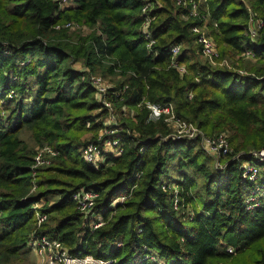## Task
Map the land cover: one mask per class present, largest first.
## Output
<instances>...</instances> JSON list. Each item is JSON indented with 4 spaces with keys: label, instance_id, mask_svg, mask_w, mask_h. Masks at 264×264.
<instances>
[{
    "label": "trees",
    "instance_id": "obj_1",
    "mask_svg": "<svg viewBox=\"0 0 264 264\" xmlns=\"http://www.w3.org/2000/svg\"><path fill=\"white\" fill-rule=\"evenodd\" d=\"M179 1L0 0V264L17 259L33 234L70 256L112 264H230L237 255L264 264V199L244 209L253 186L241 180L242 160L229 155L215 170L195 141L166 138L168 125L145 108L169 104L176 119L206 135L228 132L232 154L263 148L264 0ZM190 1L197 17L188 14ZM247 7L262 22L254 42L245 34ZM66 23L74 27L54 30ZM193 28L212 38L215 65L202 59ZM245 50L251 65L241 62ZM222 60L230 67L218 66ZM83 75L117 79L94 98ZM101 98L118 124L103 125ZM22 130L55 152L49 166L30 168L35 151ZM103 130L111 133L99 137ZM108 138L119 139V156L96 168L82 160L86 145ZM169 167L175 182L161 179ZM256 185L264 192L262 179ZM80 190L97 194L89 210L96 228L71 200ZM35 213L45 217L40 224Z\"/></svg>",
    "mask_w": 264,
    "mask_h": 264
},
{
    "label": "built area",
    "instance_id": "obj_2",
    "mask_svg": "<svg viewBox=\"0 0 264 264\" xmlns=\"http://www.w3.org/2000/svg\"><path fill=\"white\" fill-rule=\"evenodd\" d=\"M58 4L61 6L66 5L69 0H57ZM244 1V0H240ZM148 4V3H146ZM180 4L179 0H176V5ZM145 11V8L142 9V12ZM248 17L246 20V31L245 34L250 41H255L261 34L262 30V22L261 20L255 18L250 10L247 7ZM189 16L191 18L197 17V2H189ZM146 23L144 24V26ZM61 28L72 29L74 26L71 23H66L62 26L56 25L54 30H59ZM144 33H145V27ZM192 34L195 36V43L198 47V51L203 59H206L211 65H215V61L218 59V53L215 50L213 41L210 37L203 31V29L193 28L191 30ZM144 37L146 39L149 38V33L146 31ZM152 44V41L147 43V47L149 48ZM169 53L172 57H174L178 53V47H171ZM245 57L250 56V52L245 50L242 54ZM224 66V62H221ZM220 63L218 66H222ZM175 70L183 75L185 70L182 66H177L175 64L172 65ZM227 67V66H226ZM236 73L239 76L245 75V72L242 70H237ZM81 81H86L91 88L94 90L95 95L98 97H102L104 92L108 89V85L97 76H87L83 75L80 78ZM14 97L12 93H8L7 97ZM105 109L109 112L108 121L112 122L114 116L111 112V105L107 101L101 98L100 102ZM152 104H145V108L149 111V119L157 120L162 118L163 121L168 125L170 129V133L166 136V138H171L174 140H186V141H195L200 149L210 158H213L215 162L218 164L217 160L222 159V157H228L231 155L230 160H239L241 159V163H239L240 177L242 181L246 183L252 184L253 189L247 193V196L243 200V205L245 210H252L253 208L259 205V189L256 187V183L259 179L260 169L258 165L264 167V147L258 151H250V152H242L237 154H232L229 150L228 140L226 139L224 133L217 134L216 136L206 137L203 135L201 130L197 128L194 124L187 123L185 121H181L175 118L172 107L167 105L156 106ZM105 125V124H103ZM106 126V125H105ZM111 133L103 130L100 132L99 137L103 134ZM100 138L97 139L99 141ZM34 152L31 160V169H38L42 167H47L51 164L53 157L55 156V152L48 146H43ZM231 152V153H230ZM122 153V146L117 138H108L104 140H100L99 143H90L83 148L81 153L82 160L96 168L100 163H102L106 156L117 157ZM225 159V158H223ZM220 162V161H219ZM225 164V163H224ZM223 165H218L215 170H222ZM256 185V186H255ZM172 200L171 206L173 210L177 211L178 201L176 196L174 195L175 190H172ZM97 194L92 190H80L76 193H73L71 196V200L75 203L76 209L82 213L83 215H90V208L93 206L94 200L96 199ZM122 202L124 201V197H120L114 200V202ZM35 208H37L35 206ZM185 211V210H184ZM186 212V211H185ZM188 214H191L188 211ZM37 224H40L44 221L45 217L34 214ZM100 225V223L95 222L92 224V228H96ZM30 248L35 250L37 264H112L113 260H105V259H97L91 256L84 257H76L70 256L67 251L62 247V245L55 241L46 239L43 236H38L33 234L28 243ZM120 244H117L119 246ZM228 253H231L232 250L230 248L227 249ZM151 257V256H149ZM154 260L153 257H151Z\"/></svg>",
    "mask_w": 264,
    "mask_h": 264
},
{
    "label": "rangeland",
    "instance_id": "obj_3",
    "mask_svg": "<svg viewBox=\"0 0 264 264\" xmlns=\"http://www.w3.org/2000/svg\"><path fill=\"white\" fill-rule=\"evenodd\" d=\"M246 0H244V2H245ZM246 3V2H245ZM247 4V3H246ZM205 23H206V21H205ZM209 36V35H208ZM210 37V36H209ZM210 39L212 40V38L210 37ZM213 41V40H212ZM241 57H242V59H243V61H241V62H245L246 61V57L245 56H242L241 55ZM203 59V58H202ZM221 62H224V61H221ZM220 62V64L222 65V63ZM249 62V61H248ZM232 63V61H230V64ZM254 63V60H251L250 61V63L248 64V65H251V64H253ZM224 65H226L227 66V64H226V62H224ZM237 70H239V69H241V68H236ZM77 70H80V71H83L82 69H77ZM242 70V69H241ZM244 71V70H243ZM245 73H246V71H244ZM185 73V72H184ZM106 78H108V79H104V81L105 82H107L108 83V81L109 80H115V79H117L116 77H113V76H111V77H106ZM119 79V78H118ZM106 80H108V81H106ZM110 82V81H109ZM109 84V83H108ZM29 87L31 88V89H33V85H32V82H30L29 83ZM94 98H97V96L96 95H94ZM156 107V106H155ZM0 110H2V102H0ZM130 111H132V110H130ZM113 116H114V119H113V121L112 122H110V121H108V118H109V114H108V116L103 120V124H105L107 127H109V126H111V125H115L116 123L118 124V120H119V116H117L116 117V115H114L113 114ZM187 123H190V122H187ZM192 124V123H191ZM201 132L203 133V135L204 136H206V137H211V136H209V135H206L202 130H201ZM220 133H222V132H219L218 134H220ZM217 134H214L213 136H216ZM224 135H225V137H226V139L228 140V132H225L224 131ZM86 136V135H85ZM19 138L25 143V145L28 147V148H30V149H33V152L35 151H37L36 149H38V147L37 146H35L34 144H33V141H32V139H31V137H30V133L28 132V131H26V130H22L21 132H20V134H19ZM43 146H46V145H42V147ZM228 146H229V144H228ZM261 148H259L258 150H260ZM229 150L231 151V147L229 146ZM258 150H251V151H258ZM231 153V152H230ZM223 158H226V157H222V159L220 160V162H219V159L217 160V162H218V164L215 162V160L213 159V158H211V162H212V167L213 168H216L217 169V167H218V165H223L225 162V159H223ZM259 169H260V175H261V172L263 171V169H264V167L263 166H260L259 167ZM220 170V169H219ZM177 175V172H175L174 170H173V167H169V168H167V170H166V175H164V176H162V180H167V181H171V182H175V181H177L178 180V175ZM260 175H259V177H260ZM264 177V176H263ZM165 183H168V182H165V181H162V184H165ZM169 184V183H168ZM169 186H170V184H169ZM256 186V185H255ZM257 187V186H256ZM165 190H167V188L165 187L164 188ZM259 197H263L264 198V192H260L259 193ZM50 200H52V199H50ZM53 201V200H52ZM183 212H185V211H183ZM89 218H90V221H93V220H95V219H97L98 217H97V214H91L90 216H89ZM95 222H97V220H95ZM245 254H248V253H245ZM36 258V255H35V250L33 249V248H30V247H27V248H25L24 249V251L23 252H21L20 254H19V256H18V258L17 259H15V260H11L10 262H8L7 264H37V260L35 259ZM148 259H150V260H152V258L151 257H148ZM247 260H248V258H247V256H242V255H237L232 261L233 262H231L230 264H247ZM158 264H164L163 262H161V261H159V263Z\"/></svg>",
    "mask_w": 264,
    "mask_h": 264
},
{
    "label": "crops",
    "instance_id": "obj_4",
    "mask_svg": "<svg viewBox=\"0 0 264 264\" xmlns=\"http://www.w3.org/2000/svg\"><path fill=\"white\" fill-rule=\"evenodd\" d=\"M246 59L249 60V61L253 60V59H252V55L250 54V56L246 57ZM222 61L226 62V64H227V68L230 67L226 60H222ZM258 166L260 167L261 165H258ZM259 179H260V180L262 179V182H264V177H263V176L260 175ZM245 195L247 196V193H246ZM246 196H245V197H246ZM244 199H245V198H244ZM261 199H264V198H263V197H260V200H261ZM96 220L98 221V218H97Z\"/></svg>",
    "mask_w": 264,
    "mask_h": 264
}]
</instances>
